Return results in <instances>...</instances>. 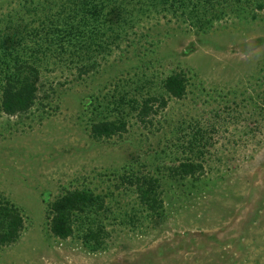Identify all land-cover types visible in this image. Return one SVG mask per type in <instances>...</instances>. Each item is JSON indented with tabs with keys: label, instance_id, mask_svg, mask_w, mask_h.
Returning a JSON list of instances; mask_svg holds the SVG:
<instances>
[{
	"label": "rangeland",
	"instance_id": "1",
	"mask_svg": "<svg viewBox=\"0 0 264 264\" xmlns=\"http://www.w3.org/2000/svg\"><path fill=\"white\" fill-rule=\"evenodd\" d=\"M63 2L0 0V36L25 25L40 43L65 39L62 22L77 18ZM221 4L226 13L200 30L194 13L124 3L131 15L111 17L100 47L48 55L30 110L0 108V195L24 218L18 239L0 246V264H264V0ZM175 72L187 78L180 99L163 86ZM148 97L156 112L142 122ZM110 121L124 130L92 136L93 124ZM184 161L203 171L170 177ZM150 176L160 180L158 213L135 189ZM75 189L99 195L102 207L56 238L48 203ZM97 228L98 243L85 241Z\"/></svg>",
	"mask_w": 264,
	"mask_h": 264
},
{
	"label": "trees",
	"instance_id": "2",
	"mask_svg": "<svg viewBox=\"0 0 264 264\" xmlns=\"http://www.w3.org/2000/svg\"><path fill=\"white\" fill-rule=\"evenodd\" d=\"M63 8H68L77 18L75 22L63 21L65 39L55 41L47 38V43H40V39H31L39 33L37 28L27 30L23 25L16 27L13 36L8 33L0 36V108L8 116L26 113L37 100L40 66L48 64L49 54L60 49L66 51L72 47V54L87 53L92 45L100 47L98 38L106 35V30L113 25L111 17L116 16L117 22H126L123 17H129L131 11L125 10V5L140 11L159 13L161 10H171L174 14L183 15L186 11L195 14V26L202 30L209 26L212 20L220 18L226 11L222 2L228 0H63ZM73 5L69 7L66 5ZM37 6V5H36ZM260 6V5H259ZM126 16V17H127ZM59 16L58 18H61ZM9 23L12 20L7 18ZM130 19V18H129ZM60 26V24L58 25ZM50 29H57L56 25ZM111 30V29H110ZM34 31V32H33ZM61 32V31H60ZM30 36V37H29ZM118 36V33H117ZM29 38V39H28ZM55 41V42H54ZM95 47V48H96ZM47 62V63H46ZM165 91L174 98H182L186 92L187 78L183 72H175L167 76L163 82ZM264 92V78H263ZM264 94V93H263ZM155 97L146 98L139 110L140 121L154 109ZM264 112V97L262 99ZM167 101L160 99L158 106L165 107ZM125 128L124 121H110L95 123L91 126L94 138L111 137ZM203 171V165L193 161H184L168 169L172 178H193ZM139 203L148 211L158 213L163 208L162 193L159 191L160 180L157 177H143L134 182ZM103 199L88 190L75 189L68 191L48 203V227L50 233L59 239H67L74 233L75 222L80 220L88 210L101 208ZM24 227V218L20 209L0 195V246L14 243ZM103 234L101 229L88 230L84 233V240L96 242Z\"/></svg>",
	"mask_w": 264,
	"mask_h": 264
}]
</instances>
